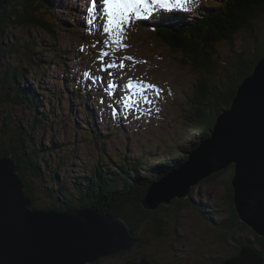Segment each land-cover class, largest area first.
I'll return each instance as SVG.
<instances>
[{
    "label": "rangeland",
    "instance_id": "rangeland-1",
    "mask_svg": "<svg viewBox=\"0 0 264 264\" xmlns=\"http://www.w3.org/2000/svg\"><path fill=\"white\" fill-rule=\"evenodd\" d=\"M223 1L193 0L183 5L186 6L184 9L172 4L171 14L175 16L171 17L175 18L179 12L175 21L180 23L176 25L186 26L185 23L191 20L196 24L199 23V15L220 8ZM41 2L47 4L46 0ZM66 3V0H57L53 2L57 6L54 13L41 12L42 26L36 22V29L17 21V25L8 27V32L3 28L0 30V33L3 31L1 37L5 35L1 39V47L11 52H6L9 54L3 55L1 61L0 146L21 167L18 175L25 176L35 195L36 206L51 208L54 201L57 205L54 207H61V201L65 202V198L58 189L62 185L61 189H65L70 197L74 195L76 204L82 205L81 208L95 206L99 211H104L98 203L87 205L81 200L90 197L87 193L91 184L88 178L96 168L95 164L103 163V171L119 179L116 187L119 190L124 188V182H121L125 179L123 173H129L134 179L132 183L140 185V191L144 187L145 192L149 189L153 191L163 175L156 179L149 178L146 184L143 179L150 176L147 170L162 172L160 170L174 166L171 173H176L181 166L175 163L176 158L181 154L186 155L182 163L190 160V152L210 138L212 133L208 138L199 140L188 133L191 123L181 120L193 106L191 100L199 75L193 62L182 52L155 41L157 29L154 34L147 35L154 31L153 26L165 24L159 21L163 12L168 10L153 6L154 11L150 15L143 13L146 18H132L129 24L123 26L122 32L105 33L99 29V22L96 21L99 16L96 13L91 16L87 14L91 0H84V3L71 0L72 6L79 3L83 11ZM58 19L69 24L75 21L85 24V35L89 36L87 27L90 26L95 35H76L70 31L71 27L65 29L58 26ZM88 20H92V23L89 24ZM103 21L102 24L100 22L102 26L106 22L105 17ZM251 22V28L240 29L232 41H223L215 46L220 56L214 57L218 62V71L219 67L220 72H224L238 64V56L251 60L258 50H264V7ZM19 23L26 27H21ZM43 23L54 30L46 29ZM172 23L170 21L168 24ZM28 40L34 45H28ZM57 47L61 50L59 56H55ZM43 63L45 65L40 68ZM15 67H18L20 76L17 83L25 88L17 86L12 96L24 91L29 92L28 98L30 94H36L38 99H35L34 106H27L25 101L17 103L13 98L5 100L6 92L1 83L3 70ZM91 79H95V84ZM85 80L90 83L87 88L83 86ZM101 81L108 87L102 89ZM46 87L54 89L53 92L46 91ZM61 90L63 93H60ZM83 91L89 93L92 114L88 113L85 101L81 100L86 96ZM55 93H60L59 102L55 100ZM71 93L74 94L73 98ZM232 102L227 110L231 109ZM119 109L124 113H117ZM19 132L26 136V141H21ZM94 132L101 137L106 135L105 139L98 142ZM194 144L197 146L192 149ZM49 145H54L53 151L49 150ZM16 146H21L27 155L29 150L37 151V168L25 166L21 154H14ZM104 153L111 157L110 165L103 161L104 158L97 161L98 155ZM162 159L165 162L159 164ZM138 160L141 164L136 166ZM231 172V169H225L203 178L189 188L187 195L175 189L176 196L156 209L146 208L141 202L143 196L139 200V214L143 216L144 212L157 211L164 221V228L162 232L159 231L161 234L146 230L141 236L143 241H138L131 231L136 242L125 252H117L88 264H130L141 260H146L148 264H223L240 252V246L249 245L258 252L262 247L256 242L254 234L257 233L251 226L246 224V229L241 225L229 228L222 224L226 223L228 217L225 193ZM127 203L122 205L125 210L131 207L130 202ZM56 210L61 212L73 208L64 206V209ZM242 240L246 243L239 242ZM262 259L264 264V257Z\"/></svg>",
    "mask_w": 264,
    "mask_h": 264
},
{
    "label": "water",
    "instance_id": "water-1",
    "mask_svg": "<svg viewBox=\"0 0 264 264\" xmlns=\"http://www.w3.org/2000/svg\"><path fill=\"white\" fill-rule=\"evenodd\" d=\"M211 133L176 173L163 174L157 188L147 190L141 202L156 209L176 196L175 189L187 195L203 178L232 167L239 218L264 237V56L237 88L231 109L218 115ZM1 156L0 264H88L136 242L127 223L95 206L84 209L79 205L68 212L52 209L54 201L51 208L36 206V199L24 191L12 155ZM223 264H263V259L243 245Z\"/></svg>",
    "mask_w": 264,
    "mask_h": 264
},
{
    "label": "trees",
    "instance_id": "trees-1",
    "mask_svg": "<svg viewBox=\"0 0 264 264\" xmlns=\"http://www.w3.org/2000/svg\"><path fill=\"white\" fill-rule=\"evenodd\" d=\"M46 1L47 4L44 5L41 0H0V17H3L4 15V17L0 20V30L1 28H3L6 32H8V27L11 24L17 25V23H15L17 21H23L30 28L36 29V22L41 25L40 18L42 19V17L40 13L43 12L49 14L47 11L51 13L50 9L55 11V9L57 8L56 5H53V2L51 0ZM1 5H3V7H1ZM262 7H264V0H224L220 8L212 10L211 12H209V15H206V17V12H203L202 18H200V20L198 19L199 23L194 24L191 20V22H188V24L186 23V26L167 23L165 24L168 25L167 28H165L164 26H159L158 28H156L158 30L157 38L153 39L157 42L167 44L175 51L182 52L183 54L188 56V58H190L193 62L195 70L199 74L194 89V94L191 100L193 104L192 109L187 115H184L181 118L182 121H189L191 123V129L188 133L196 136V138H198L199 140L206 139L210 136L218 115L223 109H228L230 107L231 102L236 94L237 88L239 87L243 79L252 72L258 58H261L264 55V50L260 49L258 50L259 52L255 54L251 60H246L241 56H238V64H235V66H233L229 70L226 69L224 72H220V67L219 71L217 69L218 62L214 59V57L217 56L220 58L215 50V46L222 43L223 41H232L234 34L240 29L251 28V21L257 17L260 11H262ZM203 10L207 11V9L204 8ZM18 11H20V13H18ZM10 20L11 23H9ZM56 24L65 29L71 27L70 31H76V28L79 26L80 22L75 21L74 23L69 24L65 21L61 22L58 19ZM18 25H20L21 27H26L23 23H19ZM45 27L46 29L53 31V28L48 24L45 25ZM1 33H3V31H1ZM1 33L0 73H2V56L8 55L9 53L11 54L10 51H7L10 49H4L1 47V39L5 36L4 35L1 37ZM5 39L7 40V38ZM27 44L30 46L34 45L33 42L29 40L27 41ZM60 51V47H57V55L54 53L55 56H59ZM44 65L45 63L41 64L40 68H43ZM236 67L237 70L235 69ZM3 71L4 73L1 83L3 84V88L6 92L5 100L15 99L17 103L25 101L27 106L31 107V104L33 105V101H35V99L37 98L35 96L36 94H30V98H28L27 95L29 92L24 91L25 93L23 92V94H19L18 92H16L14 97L12 96L17 86L18 88H25L23 86L19 87L20 85L17 83L20 77L18 67L10 69L7 68ZM65 75L67 78V74ZM216 75L218 77H216ZM46 91L52 93V91L50 90ZM57 94L58 93L54 94L55 100ZM59 97L60 94L57 96V98L59 99ZM73 97L74 94L71 93V98ZM85 107L87 108L86 104ZM45 116L46 115L44 114L43 117ZM30 130L31 129H29L28 131ZM21 134L23 133L19 132V138L21 139V141H26V136H23ZM94 134L98 142L105 139V136L100 139V134H98V132H94ZM194 146L196 147L197 145L194 144L192 146V149L195 148ZM0 149V154H5V149H3L2 146H0ZM15 149L16 153L14 154H21V159L23 160L27 168H37L38 164L35 158V153L37 151L34 152L33 150H29L27 155L25 154V150H22L21 146H16ZM98 156L99 157L97 161L104 158L105 160H102L107 164L110 165V163L112 162L111 157L107 153H104V155L99 154ZM184 159H186V155L184 157L180 154V156L176 158L175 163L177 165L182 164ZM164 162L165 159H162L161 163L159 164H162ZM139 163L141 164L140 160L136 162V166H139ZM103 165V163L95 164L96 168L92 172L91 180H89L91 184L87 191L88 195L90 194V197H85L87 199L83 197V199H81L82 202L87 203V205H90L91 203H98L100 209L123 219L129 224L130 228L132 229L131 231L133 232L134 238L138 241H143L141 236L145 234L146 230L148 232H162V228H164V221L160 214L157 213V211L144 212L143 216L139 214L141 210L139 209V200H141L144 196L146 188L144 187L140 191V185L137 183H132L134 179L131 178V175L129 173H123V177L125 179H123V181L121 182H124L123 186L125 189L123 188L122 190H119V187L116 188L118 184L117 180L119 179H117V177L115 176H109V174L103 171ZM174 168L175 167L173 166L169 169L160 170L162 172H155L149 169L147 171L149 172L150 176L148 178L146 177L147 179L143 180L147 184L150 179H153L154 177L156 179V177H160L159 175L166 174L172 171ZM18 169L21 172L20 166L18 167ZM228 169H231L232 171L230 179L226 184L225 193V211L228 213V217L226 223L223 222L222 224L224 227L227 226L229 228L241 225L244 229H246L247 225L240 220L234 205L233 188L231 184L233 170L232 167H228L226 170ZM20 177L21 179H23V182L26 185V192L28 193V196L33 200L35 198V195L29 189L30 186H28L27 182L25 181V176L20 175ZM61 187L62 186H60V188ZM63 193L65 194V204H63L62 206L63 209L64 206H69L73 209L79 206L76 204L77 201L75 202V199L70 197L65 189H63ZM127 202H130L131 204L129 210H125V206H122L128 204ZM55 208L60 209L61 207L58 206ZM254 237L256 242L262 247L258 252L262 257H264V237L258 236L257 234H254ZM239 242L242 244L246 243V241L244 240ZM125 251L126 250H121L119 252L123 253Z\"/></svg>",
    "mask_w": 264,
    "mask_h": 264
},
{
    "label": "snow or ice",
    "instance_id": "snow-or-ice-1",
    "mask_svg": "<svg viewBox=\"0 0 264 264\" xmlns=\"http://www.w3.org/2000/svg\"><path fill=\"white\" fill-rule=\"evenodd\" d=\"M192 2L193 0H175V4L178 6ZM153 6L171 10L172 3L171 0H91L87 14L91 16L93 13H96L98 16L106 18V22L103 25V31L105 33H120L122 32L123 26L129 24L132 18H146L143 13L150 15L154 11ZM88 23L91 24L92 20H88ZM104 55H107V53H104ZM125 59L132 58L125 57ZM113 66L115 65H109V67ZM120 66L123 67V64Z\"/></svg>",
    "mask_w": 264,
    "mask_h": 264
},
{
    "label": "bare ground",
    "instance_id": "bare-ground-1",
    "mask_svg": "<svg viewBox=\"0 0 264 264\" xmlns=\"http://www.w3.org/2000/svg\"><path fill=\"white\" fill-rule=\"evenodd\" d=\"M52 2H57V0H51ZM67 1V3L69 2V5H70V7H75V8H80V9H82V11H83V8H82V6L79 4V3H76V5L75 6H72V3H71V0H66ZM47 2V1H46ZM80 2V1H79ZM49 3V2H48ZM66 3V4H67ZM171 3L172 4H174L175 5V0H171ZM173 6V5H172ZM2 7V6H1ZM186 6H182V9H184ZM65 9V8H64ZM172 9V8H171ZM203 9V8H202ZM50 11H51V13H54V10H52V9H50ZM61 13V12H60ZM59 13V14H60ZM164 13V15H162L161 16V18H160V21L159 22H164L165 24H167V23H169L170 21H172L173 19H177L178 18V16H179V12H177L178 14H177V16L174 18V17H171V16H175L174 14H171V10H168V11H166V12H163ZM175 13V12H174ZM206 15H209V12H206V14H205V17H206ZM104 20V17L102 18V17H100L99 16V20H96L97 22H99V29H102L103 30V26L101 25L102 24V22H104L103 21ZM105 20H106V18H105ZM100 22H101V24H100ZM163 23V24H164ZM164 24V25H165ZM174 24V23H173ZM95 24H93V26H94ZM79 27L81 28V30H80V34L82 33V35L83 36H87V37H89V35H85V31H84V29H86V27H85V24H79ZM99 29H98V31H99ZM153 32H150V33H147V35H149V34H154L155 33V31H156V27L155 26H153ZM168 31V30H167ZM173 32V31H172ZM156 33H157V31H156ZM169 36V35H168ZM153 38H154V36H152ZM157 37V36H156ZM170 37V36H169ZM52 40V39H51ZM115 40V39H114ZM58 46V45H57ZM57 55V54H56ZM98 61V60H97ZM66 73H68V71H66ZM69 75V74H68ZM112 77V76H111ZM99 78V77H98ZM63 80V79H62ZM91 80H94V83L93 84H95V79H91ZM68 81V80H67ZM78 81V80H77ZM85 82L86 83H84V85L83 86H87V85H89L90 83H89V81L88 80H85ZM38 84V83H37ZM86 84V85H85ZM101 84H102V86H103V88L102 89H105V88H107L108 86L107 85H105V83L103 82V81H101ZM101 84H98L99 86H101ZM121 83H118V85H120ZM133 84V83H132ZM127 85H129L128 83H127ZM87 88V87H86ZM137 88H139V87H137ZM45 90H49V88H47L46 87V89ZM51 90V89H50ZM53 90L54 89H52L51 91L53 92ZM62 90H64L65 92H66V90L63 88ZM62 90H61V92L60 93H63L62 92ZM98 91H99V89H97ZM124 90H125V88H124ZM68 92H69V90H68ZM25 93V92H24ZM59 93V94H60ZM70 93V92H69ZM105 93V92H104ZM58 96V95H57ZM57 96H56V99L58 100V102H59V99L57 98ZM144 96V95H143ZM69 97V96H68ZM255 99V98H254ZM256 103V102H255ZM257 104V103H256ZM256 106V105H255ZM97 109V108H96ZM117 113H124V112H122L120 109L117 111ZM117 113H115V114H117ZM92 116V115H91ZM133 119V118H132ZM39 120H41L40 118H39ZM100 139H102L103 137H101V135H100V137H99ZM0 151H1V149H0ZM5 153V152H4ZM1 155H2V153H1ZM0 155V156H1ZM2 157V156H1ZM18 164H19V162H18ZM19 170V169H18ZM46 175V174H45ZM44 177V176H43ZM49 177V176H48ZM20 178V177H19ZM21 179V178H20ZM21 181H22V183H23V185H24V191H25V193H26V195L28 196V193L26 192V185L24 184V182H23V179H21ZM60 186H62V185H60ZM42 187H44V186H42ZM123 188V187H122ZM125 189V188H124ZM189 191V190H188ZM51 192H53V190L51 191ZM55 194V193H54ZM63 196V195H62ZM29 197V196H28ZM31 198V197H30ZM64 198V197H63ZM193 205V204H192ZM196 206V205H195ZM52 209H56L55 207H53ZM202 210V209H201ZM200 210V212H202ZM66 211V210H65ZM69 211V210H68ZM67 211V212H68ZM120 219V218H119ZM123 220V219H122ZM241 247V246H240ZM258 253V252H257ZM97 261H98V259H97Z\"/></svg>",
    "mask_w": 264,
    "mask_h": 264
}]
</instances>
